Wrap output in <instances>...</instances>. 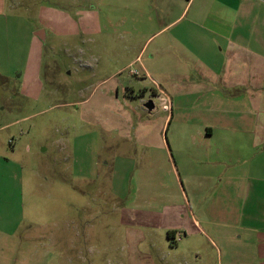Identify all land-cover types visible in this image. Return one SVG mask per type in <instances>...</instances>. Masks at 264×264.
<instances>
[{"label": "rangeland", "instance_id": "obj_1", "mask_svg": "<svg viewBox=\"0 0 264 264\" xmlns=\"http://www.w3.org/2000/svg\"><path fill=\"white\" fill-rule=\"evenodd\" d=\"M147 30L123 0H0V264H164L166 227L189 235L169 258L218 264L142 67Z\"/></svg>", "mask_w": 264, "mask_h": 264}, {"label": "crops", "instance_id": "obj_2", "mask_svg": "<svg viewBox=\"0 0 264 264\" xmlns=\"http://www.w3.org/2000/svg\"><path fill=\"white\" fill-rule=\"evenodd\" d=\"M123 8L125 23L148 29L139 54L171 98L163 127L181 129L173 127L171 150L194 229L218 264H264V0H123ZM200 182L207 187L197 195ZM162 232V263H209L197 248L186 250L191 261L169 258L182 232Z\"/></svg>", "mask_w": 264, "mask_h": 264}, {"label": "built area", "instance_id": "obj_3", "mask_svg": "<svg viewBox=\"0 0 264 264\" xmlns=\"http://www.w3.org/2000/svg\"><path fill=\"white\" fill-rule=\"evenodd\" d=\"M155 99L158 102V107L161 111L166 112V113H170L171 111V100L169 98V96H167L166 94H157V96L155 95Z\"/></svg>", "mask_w": 264, "mask_h": 264}, {"label": "water", "instance_id": "obj_4", "mask_svg": "<svg viewBox=\"0 0 264 264\" xmlns=\"http://www.w3.org/2000/svg\"><path fill=\"white\" fill-rule=\"evenodd\" d=\"M42 34H43V32H42V31H39V32H36V33H35V36L38 37V38H40V39H44V38L42 37ZM144 108H146L149 112H150L151 110H153L154 105H153L152 101L149 100V101H147L146 103H144Z\"/></svg>", "mask_w": 264, "mask_h": 264}, {"label": "trees", "instance_id": "obj_5", "mask_svg": "<svg viewBox=\"0 0 264 264\" xmlns=\"http://www.w3.org/2000/svg\"><path fill=\"white\" fill-rule=\"evenodd\" d=\"M172 234H173L172 231L167 232V236H168V238H169Z\"/></svg>", "mask_w": 264, "mask_h": 264}]
</instances>
